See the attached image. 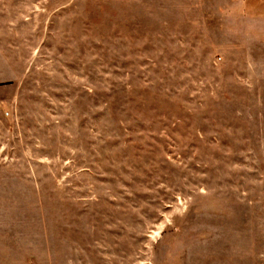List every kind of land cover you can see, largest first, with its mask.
<instances>
[{"label":"rangeland","instance_id":"1","mask_svg":"<svg viewBox=\"0 0 264 264\" xmlns=\"http://www.w3.org/2000/svg\"><path fill=\"white\" fill-rule=\"evenodd\" d=\"M0 264H264V0H0Z\"/></svg>","mask_w":264,"mask_h":264}]
</instances>
